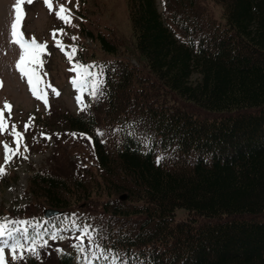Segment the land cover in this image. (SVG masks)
I'll return each mask as SVG.
<instances>
[{"label": "trees", "instance_id": "trees-1", "mask_svg": "<svg viewBox=\"0 0 264 264\" xmlns=\"http://www.w3.org/2000/svg\"><path fill=\"white\" fill-rule=\"evenodd\" d=\"M126 1L143 69L81 24L117 58L96 61L100 102L64 116L90 138L97 174L36 171L30 204L63 211L53 223L67 229L73 215L99 229L97 242L127 264H264V0H212L221 23L196 0ZM94 197L97 217L70 211ZM72 251L56 264H80Z\"/></svg>", "mask_w": 264, "mask_h": 264}, {"label": "rangeland", "instance_id": "rangeland-1", "mask_svg": "<svg viewBox=\"0 0 264 264\" xmlns=\"http://www.w3.org/2000/svg\"><path fill=\"white\" fill-rule=\"evenodd\" d=\"M196 1L201 10L207 12L218 23L222 22V9L219 5L212 0ZM52 3V11L46 6L45 0H34L32 4L25 2L22 6L26 13L22 31L29 35H27L29 39L35 37L40 43L46 42V53H50V55H43V67L40 72L43 82L55 88L59 95H54L51 89H47L49 106L46 108L42 101L32 95L26 79H22L20 72L16 69L21 50L10 42L16 0H0V81L3 82V87L0 88V108H3L5 102L13 106L10 124L14 123L23 133V143L28 149L24 151L21 148V155L14 157L6 167L7 174L0 178V223L6 222L4 218L12 221L17 217L29 218V220L42 217L40 214H43L47 207L30 204L31 199L27 195L28 180L34 172L50 170L56 173L55 171H58L59 174L68 178L79 175V170L88 174H97L91 140L68 130L64 123L65 115H78L81 112L76 99L79 93L72 83L76 73L71 69L75 64L95 65L96 61H112L117 57L103 52L99 43L87 35L81 36V24L93 33L102 32L109 40L117 44L118 58L125 59L143 69L144 62L137 56L135 50L126 0H71L70 3L68 0H52ZM60 5L70 9L71 24L66 25L57 18L56 13ZM159 9L163 10L161 1ZM61 29L65 34L62 36L58 34L56 39L62 41L65 46L64 51L56 46L52 36L53 31ZM73 37L76 39L74 40ZM73 47L77 51L70 62L65 52H71ZM43 86L44 84L41 85ZM100 100V95L94 101L87 92L83 96L84 103L90 105L92 109ZM5 116H8L7 111ZM26 124L31 125L27 132L24 131ZM46 136L51 138L45 139ZM4 143L15 148L11 135L0 134V166L5 165ZM25 156L27 159L24 158ZM102 200L94 197L92 204L86 206L77 204L70 211L74 213L83 210L97 217L101 211L99 204ZM21 211L26 212L28 216H20ZM178 213L180 217H183L182 211ZM79 234L72 236L61 234L65 239L48 241L47 247L38 250L37 257L46 264H56L59 254L57 249L73 250V254L76 255L74 245L78 241L75 237ZM85 245L87 246V243ZM6 255L9 264H24L28 256L25 253L23 259L13 261L10 252L6 251ZM79 263L81 264V261Z\"/></svg>", "mask_w": 264, "mask_h": 264}, {"label": "snow or ice", "instance_id": "snow-or-ice-1", "mask_svg": "<svg viewBox=\"0 0 264 264\" xmlns=\"http://www.w3.org/2000/svg\"><path fill=\"white\" fill-rule=\"evenodd\" d=\"M27 2L32 4L34 0H16L15 6V17L11 24V43L17 45L21 50L16 69L20 72L21 78L26 79L29 90L32 95L42 101L46 108L48 105L47 89H51L52 94L59 95V92L53 88L50 84H45L42 80L40 69L43 67L42 57L46 53L47 43H40L35 37L26 38L23 29V21L26 17V13L23 9V5ZM70 3L71 0H68ZM46 6L50 11L53 10L52 0H45ZM57 18L62 20L66 25L71 24L72 14L70 9L64 5H60L59 11L56 13ZM64 35L63 30L53 31L52 36L56 42V46L64 51L65 46L62 41L57 40V35ZM75 40L76 37H73ZM77 49L73 47L71 52H65L66 57L71 62ZM99 69V71H96ZM76 73V78L72 80L74 87L79 93L76 97L80 110L85 111L89 108L88 104L83 101L85 92L93 99L96 100L100 94L102 87V81L100 77L103 76V66L101 65H84L75 64L71 69ZM44 84L43 87L41 85ZM3 87V82L0 81V88ZM12 105L5 102L3 108H0V134L7 133L13 137L15 148L11 147L8 143H4L3 147L5 150V165L0 166V178L5 176L6 167L12 162L14 157L21 155V148L27 151V145L23 143L24 135L20 132L17 126L12 123L10 124ZM7 111L8 116H5ZM34 119V118H33ZM31 127L30 124H26L24 131L27 132ZM129 131L127 132L130 136H135V125L127 126ZM123 129H116V132H120ZM97 134L103 136L104 133L97 130ZM75 135V134H73ZM51 137L46 136L45 139ZM90 139V138H89ZM146 140H150V137H146ZM27 159V157H24ZM66 219H69L66 217ZM71 227L69 229H56L53 228L51 231L45 229L42 233L40 232L41 224L36 220H12L0 223V264H9L7 259L6 251L11 253V259L13 261L21 260L24 258L25 253L31 256H38V250L43 247H47V239H43L44 236H48L52 240L63 239L61 232L64 230L76 231L80 233L75 237L78 241L74 245L78 253L83 254L81 264H127V260L120 256L119 253L112 252L111 250L104 249L98 242L96 237L99 235V229L93 228L86 222H78L75 215L71 218ZM29 227L32 228V234H29ZM87 241V246L85 245ZM59 253H63L62 249H57Z\"/></svg>", "mask_w": 264, "mask_h": 264}, {"label": "water", "instance_id": "water-1", "mask_svg": "<svg viewBox=\"0 0 264 264\" xmlns=\"http://www.w3.org/2000/svg\"><path fill=\"white\" fill-rule=\"evenodd\" d=\"M121 198L123 199V198H125V196H122ZM58 213H59V212L56 211V210L47 209V210L45 211V216H46V217H50V216L56 215V214H58Z\"/></svg>", "mask_w": 264, "mask_h": 264}]
</instances>
